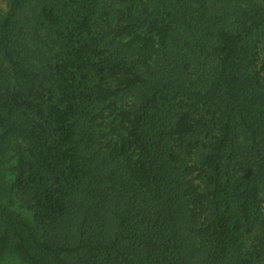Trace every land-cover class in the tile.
Masks as SVG:
<instances>
[{
  "label": "trees",
  "instance_id": "trees-1",
  "mask_svg": "<svg viewBox=\"0 0 264 264\" xmlns=\"http://www.w3.org/2000/svg\"><path fill=\"white\" fill-rule=\"evenodd\" d=\"M5 3L0 261L264 264V0Z\"/></svg>",
  "mask_w": 264,
  "mask_h": 264
},
{
  "label": "rangeland",
  "instance_id": "rangeland-1",
  "mask_svg": "<svg viewBox=\"0 0 264 264\" xmlns=\"http://www.w3.org/2000/svg\"><path fill=\"white\" fill-rule=\"evenodd\" d=\"M5 4H6L5 0H0L1 6H6ZM91 27H93V26L89 24V28H91ZM88 75H90V74H88ZM123 98L124 99L127 98L126 94L123 95ZM0 171H1V175H2L1 178L3 179L2 182H4L6 187H8L7 181L9 179L8 177L10 175L11 168L9 165L8 155L5 153L4 154L0 153ZM1 212H2V210L0 208V225L3 222V215ZM7 259L8 260L0 261V264H23L19 260H15V258H13V257H8Z\"/></svg>",
  "mask_w": 264,
  "mask_h": 264
}]
</instances>
